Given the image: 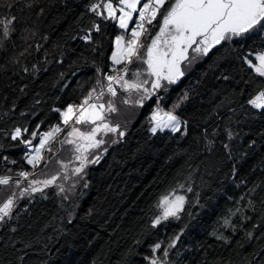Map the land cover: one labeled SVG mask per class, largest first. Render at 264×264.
Here are the masks:
<instances>
[{"label":"trees","instance_id":"trees-1","mask_svg":"<svg viewBox=\"0 0 264 264\" xmlns=\"http://www.w3.org/2000/svg\"><path fill=\"white\" fill-rule=\"evenodd\" d=\"M93 2L0 0V19L16 17L15 31L0 49V175L15 181L20 179L16 173L33 172L27 146L11 139L16 128L30 139L39 125L37 144L42 133L64 126L61 113L67 105L79 104L93 87L99 90L97 79L106 85L102 73L123 67L114 65L111 56L115 37L124 30L90 12ZM89 33L92 39L83 40ZM262 51L260 34L218 45L207 56L185 62V76L145 100L143 107L122 104L127 97L123 91L115 98L105 93L100 102L114 99L118 108L106 112V118L119 124L124 136L102 137L106 143L100 160L90 163L73 184H56L64 185V193L50 186L44 190L46 198L38 192L17 201L13 219L0 225V264H150L154 257L167 264H264V110L248 104L264 90V77L242 59ZM156 107L187 121V133L153 135L150 116ZM71 125L51 143L53 151L46 153L34 177H63L58 161L68 164L75 154L60 143ZM75 126L81 131L90 127ZM190 171L193 193H178L188 201H197L199 193L198 202L186 203L179 219L153 226L160 196L183 183ZM251 188L255 192L246 199L254 209L239 200ZM0 189V204L20 190L14 184ZM236 208L241 212L229 217ZM225 217L230 225L224 224ZM220 235L228 241L218 239ZM176 236L175 246L168 247ZM156 243L161 249L153 252Z\"/></svg>","mask_w":264,"mask_h":264},{"label":"snow or ice","instance_id":"snow-or-ice-1","mask_svg":"<svg viewBox=\"0 0 264 264\" xmlns=\"http://www.w3.org/2000/svg\"><path fill=\"white\" fill-rule=\"evenodd\" d=\"M88 10L102 17L103 20L116 21L119 28L124 30L129 38L125 40L124 33L116 36V48L111 56L114 65H123V67L119 70L113 68L114 74L102 73L103 80L107 82L106 85L97 79L96 83L100 85L99 90L93 87L79 104H69L61 113L65 126H68L70 121L72 122L71 131L60 143L73 146V151L76 153L74 158L79 161V166L72 169V174L76 176L84 173L89 163H97L100 160L99 155L92 160L88 159L91 151L101 148L106 143L103 138H97L98 134L102 133L107 136L109 133L118 132L121 137L125 134L120 131L119 124L113 126L106 118V112L116 113L118 108L114 99L106 103L99 102L105 93L112 98L117 97L118 92L115 86L118 85L124 93L128 94L121 100L122 104L134 103L143 107L145 100L155 96L158 90L167 91L168 86L177 84L185 76L186 68L182 67L185 62L191 64L198 56H207L216 46L230 44L233 40L246 35H264V0H116L115 4L113 0H95L88 5ZM134 14L135 20H133ZM15 21V16L0 19V49L4 47L3 40L11 39L15 31L13 27ZM130 23L134 25L131 29H129ZM146 25L151 26V30ZM93 27L96 31H100L98 24L94 23ZM142 37L145 39L142 40ZM82 39L91 40V34L85 35ZM190 51L195 55L190 56ZM242 59L256 74L264 77V52H250ZM253 59L258 63H253ZM133 65L134 67H129ZM97 72L101 73V70L98 68ZM133 93L138 96L134 101L131 98ZM183 99H187L186 94ZM248 104L254 109L264 110V90L249 99ZM179 106L180 102L174 107ZM56 111L61 110L56 109ZM150 122L153 126L149 131L153 135L165 130L173 133H187V121H181L174 111L161 112L157 109L152 112ZM75 125H90V127L87 131H81ZM23 131L27 132L28 129L25 128ZM62 131L63 129L57 125L51 131L43 133L34 154H26L27 163L35 168L44 160L42 150L49 145L56 134ZM31 136L35 138L37 132L33 131ZM228 137L229 140L233 138L231 132L228 133ZM11 139L21 140L27 146L32 145L31 139H23L20 128L14 130ZM112 143L116 141L113 140ZM211 144L212 141H209L210 146ZM223 147L225 150L229 148L228 144H224ZM47 151L52 152L53 149L47 147ZM103 151L106 152L107 148ZM228 155L231 158L230 151ZM58 163L63 172L67 173L68 164L62 161ZM45 166H47V161H45ZM31 175L33 174L28 171H20L16 173V176L23 180L15 181L10 176L0 175V185L4 186L14 184L16 188H20L24 180L28 181L27 186L19 193L13 191L0 204V225L6 221V218L13 219V209L17 206L18 199L38 192L41 193V198H46L44 190L50 186H57L60 193L65 192L63 184L56 185L59 174L44 180H29ZM233 175H235V169H233ZM65 179H68L67 175ZM193 183V172L190 171L183 183H177L175 187L168 189L160 196L156 206L162 209V212L153 220V226L169 218L179 219L180 214L185 211L186 203L191 205V203L198 202L199 193H195L197 201H188L185 194H178L179 190H183L184 193H193ZM84 186L87 187V184ZM2 191L3 189H0V192ZM252 192H255V188L242 194L239 200L246 201L248 207L254 209L253 201L250 198L246 199ZM64 198L68 199L67 196ZM237 212H241V209H230L229 217L236 215ZM229 217L224 219L226 226L231 224ZM245 219H251V217H245ZM12 230L15 231V229ZM246 235L251 238L253 234L247 232ZM217 238L228 241V238L222 235ZM176 240H179V236H176L168 247H174ZM160 249L161 243L153 246V252ZM163 255L165 257L168 255L167 250L163 252ZM150 264H167V262L154 257L150 259Z\"/></svg>","mask_w":264,"mask_h":264},{"label":"rangeland","instance_id":"rangeland-1","mask_svg":"<svg viewBox=\"0 0 264 264\" xmlns=\"http://www.w3.org/2000/svg\"><path fill=\"white\" fill-rule=\"evenodd\" d=\"M117 15H119V13H117ZM135 18H136V16H135V14H134V16H133V20H135ZM134 25L132 24V23H130L129 24V29H131L132 27H133ZM124 35H125V40H127L129 37H128V35L126 34V33H124ZM143 38V37H142ZM141 38V39H142ZM115 48H116V46H115ZM262 52H264V51H262ZM259 53H261V52H259ZM258 63V62H257ZM143 67H146V66H143ZM131 75V74H130ZM183 78V77H182ZM181 78V79H182ZM117 87V92H119V91H123L122 89H120L119 88V86H116ZM161 90V89H160ZM160 90H158V92L160 91ZM157 92V93H158ZM109 95V94H108ZM128 95V94H127ZM110 96V95H109ZM132 100L134 101L135 99H137L138 98V96H137V94H135V93H133L132 94ZM100 102V101H99ZM100 103H102V102H100ZM157 109H159L160 111H161V107H156V109L155 110H157ZM182 121V120H181ZM153 126V125H152ZM71 131V130H70ZM166 131V130H165ZM45 133V132H44ZM61 133V132H60ZM60 133H58L57 134V136L60 134ZM43 134V133H42ZM42 134L40 135V138H41V136H42ZM56 136V137H57ZM67 136V135H66ZM55 137V138H56ZM102 137H104V135L101 133V134H98V136H97V138L98 139H100V138H102ZM40 138H39V140H38V142H37V144L36 145H34V147H31L30 149H28V152H27V154H34V150H35V148L38 146V144H39V141H40ZM54 138V139H55ZM54 139L52 140V141H50V143H49V145H48V147H50V145H51V143L54 141ZM65 139V138H64ZM64 146L66 147V146H69V147H72V149H73V146L72 145H69V144H64ZM43 151V156H44V159H45V155H46V153L48 152L47 151V146H46V148L44 149V150H42ZM102 152H101V149L99 148V149H95L94 150V152H91V153H89L88 154V159L89 160H91V158H92V156H96V155H98V154H101ZM75 155H76V153L72 156L73 158H72V160L70 161V163H68V170H67V173H65V174H63V177L60 179V180H58L57 179V181H56V184H58L61 180H64L65 181V183H71V184H73V181H74V179H75V177H76V175H73L72 174V170L71 169H73V168H75V167H78L79 166V161H76L75 160ZM71 156V155H70ZM94 157H93V159H94ZM26 161H27V159H26ZM43 162H44V160H42L35 168H33L32 167V165H30L32 168H33V172H30V173H32L33 175H31L28 179L29 180H31V179H38V180H44V179H42V178H37V177H34V175H35V173L40 169V168H42V165H43ZM90 164V163H89ZM88 164V165H89ZM88 165L86 166V167H88ZM86 169V168H85ZM65 175H67V177H68V179H65ZM20 179L21 180H23V178H21L20 177ZM27 184H28V181L27 180H24L23 181V183L20 185V190L22 189V188H24V187H26L27 186ZM69 187V186H68ZM16 189H18V188H16ZM20 190L18 191V193L20 192ZM178 194H180V193H178ZM26 196H28V195H26ZM19 200V199H18ZM17 200V201H18ZM14 209H15V207H14ZM13 209V210H14ZM162 212V209H160V211H159V214ZM158 214V215H159ZM156 218V217H155ZM154 218V219H155ZM170 219V218H169ZM168 221V220H167ZM167 221H162L161 223H164V222H167Z\"/></svg>","mask_w":264,"mask_h":264},{"label":"water","instance_id":"water-1","mask_svg":"<svg viewBox=\"0 0 264 264\" xmlns=\"http://www.w3.org/2000/svg\"><path fill=\"white\" fill-rule=\"evenodd\" d=\"M36 132H37V136L35 137V138H33L32 136H31V140H32V145L31 146H34L35 144H36V141H37V139H38V137H39V133H40V127L39 128H37L36 130H35ZM27 146V145H26ZM31 146H27V147H31Z\"/></svg>","mask_w":264,"mask_h":264},{"label":"built area","instance_id":"built-area-1","mask_svg":"<svg viewBox=\"0 0 264 264\" xmlns=\"http://www.w3.org/2000/svg\"><path fill=\"white\" fill-rule=\"evenodd\" d=\"M136 19V18H135ZM146 27H148L149 28V26L148 25H146ZM116 87V86H115ZM117 88V87H116ZM166 110L164 109V108H161V112H165ZM70 123H71V121H70ZM65 125L62 127V129L64 130L65 129ZM56 136H57V134H56ZM55 136V137H56ZM31 147H34V146H31ZM31 147H27V149H30ZM48 147V146H47Z\"/></svg>","mask_w":264,"mask_h":264}]
</instances>
